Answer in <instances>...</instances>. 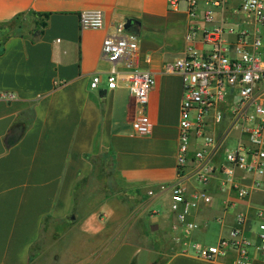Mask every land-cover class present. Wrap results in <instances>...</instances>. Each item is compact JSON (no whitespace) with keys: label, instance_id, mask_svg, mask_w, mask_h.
Returning a JSON list of instances; mask_svg holds the SVG:
<instances>
[{"label":"crops","instance_id":"crops-1","mask_svg":"<svg viewBox=\"0 0 264 264\" xmlns=\"http://www.w3.org/2000/svg\"><path fill=\"white\" fill-rule=\"evenodd\" d=\"M239 2L230 0L231 5ZM182 5L171 9L166 0H0V37L16 18L23 23L22 34L8 38L0 53V91L16 95L10 102H0V264L36 260H30L28 253L42 238V221L71 215L74 187L93 170L91 157L104 163L126 194L138 202L135 219L141 223L128 229L145 233L157 224L156 232L166 230L172 252L162 264H233V254L207 260L176 243L170 231L175 221L170 191L157 190L178 180L182 80L171 71V65L185 51L189 18L185 2ZM204 8L201 2L196 20L209 28L214 24L202 20ZM85 9H101L104 27L82 29L79 13ZM41 13L49 15L47 25L32 42L31 30ZM127 18L133 19L127 31L139 43L134 66L148 70L154 79L145 110L152 129L146 136L134 134L131 127L137 109L128 90L127 69L117 64L116 87L108 88L105 80L112 64L102 55V40L121 29ZM96 74L102 81L91 88ZM209 129L216 139L207 157L215 168L213 177L205 185L198 183L189 160L182 179L186 191L198 190L210 197L202 199L193 212L199 228L185 241L188 246L214 244L229 235L237 212L252 218L256 209L264 208V174L235 170L236 184L251 188L254 181L261 183L246 198L238 197L235 188H220L224 178L221 152L227 149L229 137H234V143L244 135L227 126V116ZM199 146L200 140L192 137L190 159ZM149 189L157 191L149 195ZM160 199L165 200V208L155 205ZM105 216L107 212L100 217L95 211L79 219L76 226H62L72 230L65 262L151 264L153 253L141 242L122 239L115 244L118 231L108 232ZM257 232V226L251 224L245 235L255 243ZM143 251L149 255L145 260H141ZM249 254L250 264H264V255L258 250L251 247Z\"/></svg>","mask_w":264,"mask_h":264},{"label":"built area","instance_id":"built-area-1","mask_svg":"<svg viewBox=\"0 0 264 264\" xmlns=\"http://www.w3.org/2000/svg\"><path fill=\"white\" fill-rule=\"evenodd\" d=\"M166 1L171 9H177L180 1L185 2L189 18L184 54L171 65V71L182 80L176 156L178 180L157 189H168L171 194L170 211L175 216L171 235L176 243H182V248L197 257L214 260L233 254V264H250L249 248L264 255V208L256 209L252 218L237 212L229 235L216 243L194 242L188 246L185 241L199 228L193 212L202 199L210 200V197L198 190L186 191L182 179L189 160L198 183L205 185L213 177L215 168L207 157L215 148L216 139L209 128L212 123H222L227 116V126L235 128L245 138L226 149L225 162L220 165L224 174L220 188H235L238 197L246 198L251 189L261 186L260 181H254L251 188L236 184L234 172L239 169L248 174H264V0H240L237 5H231L230 0ZM201 2L205 5L202 20L214 24L212 27H202L196 20ZM79 24L82 29H101L104 13L101 9L82 10ZM138 46L137 36L122 27L103 38L101 52L112 64L105 76L108 88L117 85V64L127 69L128 90L137 109L131 127L134 134L146 136L152 129L145 110L154 79L148 70L134 66ZM101 81V75H94L90 87L97 88ZM15 98L12 91H0V102ZM192 137L200 140V146L190 159ZM157 190L149 189L148 194ZM251 224L258 229L255 243L245 235Z\"/></svg>","mask_w":264,"mask_h":264},{"label":"rangeland","instance_id":"rangeland-1","mask_svg":"<svg viewBox=\"0 0 264 264\" xmlns=\"http://www.w3.org/2000/svg\"><path fill=\"white\" fill-rule=\"evenodd\" d=\"M179 3L181 8L183 2L180 1ZM233 140L234 137L227 139V149L235 146L236 140L234 143ZM225 155L226 149L222 150L220 155L224 162ZM75 199V210L71 213L73 219L71 215L68 216V224L70 225L67 227L76 226L79 219L91 212L96 211L100 217L107 212V216H105L106 229L111 233L118 231L115 244L122 239H133L141 242L153 253L150 259L151 264H162L168 254L172 252L170 238L166 230L163 232L162 229H159L158 232H151L150 229H146L145 233H142L139 229H128L132 225L141 223V220L135 219L136 214L139 213L138 202L126 194L106 165L101 168L98 162L95 163V169L91 171L88 180L83 183L80 182L76 189ZM165 203L164 199H160L155 205H161L165 208ZM120 226L125 227L119 229ZM53 228L51 224H47L43 228L46 230L40 248L34 257L36 260L32 264H68L64 258L67 254V243L72 235V230L62 229V225L58 226V229ZM109 246L111 247L112 243ZM148 256L147 252L143 251L141 260H145Z\"/></svg>","mask_w":264,"mask_h":264},{"label":"trees","instance_id":"trees-1","mask_svg":"<svg viewBox=\"0 0 264 264\" xmlns=\"http://www.w3.org/2000/svg\"><path fill=\"white\" fill-rule=\"evenodd\" d=\"M38 15V20L36 21V26L31 30V41H36L42 34L43 29L45 28V26L47 25V19H48V14L47 13H41V14H37ZM17 20L15 22H11L9 24L8 27H6L3 32H2V36L0 37V53L4 50V45L7 41L8 38H10L11 36H15V35H20L22 34L21 30L23 28V23L20 22V17L16 18ZM3 27V26H1ZM4 29V28H3ZM90 161L92 162V166L93 169H95V163L98 162L99 165H101V168L104 166V163H102L98 158H94L91 157ZM89 176H85L83 177L80 181H78V183H76L75 187H74V207L72 210H75V205H76V189L78 188L80 182H86L88 180ZM69 218V217H68ZM68 218H65L63 220H59V219H53V220H49V218H44V220L42 221V229H41V235L43 237V234L45 232L46 229H43L49 222L52 225H56V226H69L70 224L68 221ZM71 218L73 219V215H71ZM52 221V222H51ZM41 236L40 239H38V241L34 242L32 244V246L29 249V259L31 260L33 257H35L37 251L40 248V241H41Z\"/></svg>","mask_w":264,"mask_h":264},{"label":"water","instance_id":"water-1","mask_svg":"<svg viewBox=\"0 0 264 264\" xmlns=\"http://www.w3.org/2000/svg\"><path fill=\"white\" fill-rule=\"evenodd\" d=\"M132 20L133 19H131V18H127L126 19L125 24L123 26L125 30H127L131 26V24L133 22ZM157 228H158V225L157 224L150 225V230L151 231H155V230H157Z\"/></svg>","mask_w":264,"mask_h":264}]
</instances>
